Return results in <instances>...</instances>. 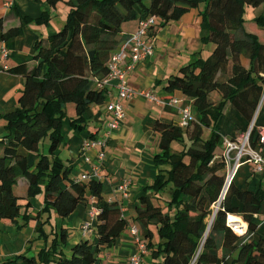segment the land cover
I'll return each mask as SVG.
<instances>
[{
    "label": "trees",
    "instance_id": "16d2710c",
    "mask_svg": "<svg viewBox=\"0 0 264 264\" xmlns=\"http://www.w3.org/2000/svg\"><path fill=\"white\" fill-rule=\"evenodd\" d=\"M47 1L55 4L58 0ZM201 1L204 6L198 12L200 41L211 42V51L205 57L201 48L194 51L162 86V97H173L179 91L198 118L190 116L188 106H180L189 110L185 124H180L179 108L178 122L153 121L158 135V150L153 155L156 174L143 185L145 193L138 198L134 213L124 212L121 201L106 198L111 188L102 176L82 178L85 169L72 176V167L55 153L63 138L65 104L72 102L75 106L70 126L77 131L85 129L84 112L91 104L105 102L107 92L113 88L98 83L107 74L110 54L138 30L139 21L153 17L164 25L189 9L198 8ZM65 3L68 12L61 26L47 37L34 40L33 67L28 69L22 63L5 69L20 74L23 84L16 108L2 113L6 133L0 138V221L20 228L31 218H39L41 222L35 227L38 237L46 242L36 254L21 252L0 264H95L100 248L112 246L133 223L138 239L148 251L150 264H264V232L258 228L263 187L240 188L232 178L223 192L227 171L225 139H235L253 121L250 144L264 156V140L256 132L262 126L255 124L259 107H264V14L250 18L254 23L249 27L243 17L245 5L264 6V0ZM51 16L44 11L38 20ZM22 19L28 20L27 16ZM130 20H137L136 30L122 33V24ZM153 24L154 21L148 37L154 35ZM21 29L12 26L4 30L0 16V40L19 35ZM226 104L246 123L232 137L222 135L216 127ZM206 128L209 131L205 136ZM45 140L47 149L41 151ZM27 152L36 154L32 167ZM245 161L252 163L253 173L264 172L256 171L254 162L247 157L242 158L241 164ZM19 176L28 182L25 201L13 192ZM148 189L153 195H147ZM40 193L43 208L33 216L29 198ZM85 203L96 208L95 237L82 235L66 255L62 249L67 240L66 229L61 227L60 234L46 231L43 222L47 221L48 212L42 218L43 210L54 209L63 219ZM233 214L246 225L242 235L228 223V216Z\"/></svg>",
    "mask_w": 264,
    "mask_h": 264
},
{
    "label": "crops",
    "instance_id": "0c3cea01",
    "mask_svg": "<svg viewBox=\"0 0 264 264\" xmlns=\"http://www.w3.org/2000/svg\"><path fill=\"white\" fill-rule=\"evenodd\" d=\"M194 9V12H193ZM201 8H191L179 19L171 20L160 25L159 19H154L152 31L148 40L153 47V53L138 62L133 69L126 74L127 83L135 90L149 91L162 97V86L167 76L176 71L178 66L190 59L191 54L201 47L200 41V15ZM50 12V19L38 20L43 12ZM68 6L65 0H58L51 4L47 0H0V16L2 27L7 29L12 26L21 27V33L17 36L0 40V47L8 49V66H17L24 63L28 69L33 67V43L36 38L47 37L63 23V15L66 16ZM27 16L28 20L22 19ZM137 28V20L126 21L122 24V33H132ZM129 36V35H128ZM127 36V37H128ZM23 84L22 76L0 68V138L6 133L5 119L2 113L13 110L17 106V97ZM115 90L107 92L105 102L91 104L84 112L85 129L77 131L70 126V119L75 117V106L72 102L65 104L66 117L62 126V141L55 153L64 160V163L72 167L71 175L76 176L83 169L90 170L92 163H100L101 176L109 185L110 192L106 198L118 199L122 202V210L134 213L138 198L144 194L143 185L152 181L156 174L153 164V155L158 150V135L153 129V121L178 122L177 108L188 106L190 116L197 119L198 113L193 106L181 98L180 92L175 91L177 103L174 106L168 103L152 101L138 94H132L122 101L124 106V118L115 128L108 125L109 113L106 105ZM167 98V97H166ZM245 121L228 104L225 105L222 116L216 123V127L222 135L232 137L245 125ZM255 124L264 127V107H259L256 113ZM92 135V136H90ZM86 139H102L103 147L97 146L90 151L91 161L85 163L80 155L82 143ZM46 141V140H45ZM46 142H43L41 151H45ZM102 150L104 159L98 161L95 153ZM261 152L264 154V144ZM36 159L34 152H27V160L32 167ZM131 177L129 185V198L120 200L115 186L125 176ZM234 183L240 188L255 190L261 185L264 189V172L253 173L252 163L245 161L239 165ZM28 182L24 176H19L13 186V192L22 201L26 200ZM147 195H153L148 189ZM29 212L35 216L36 211L43 208V195L40 193L29 198ZM89 204H79L67 217H59L54 209L43 210L42 218L48 212L44 229L51 234L59 233L61 227L67 231V240L62 249L66 255L70 254L71 246L75 240L81 239V224L87 218ZM259 214V231L264 232V206ZM262 215V217H260ZM232 216V215H231ZM231 219L235 222H243L240 216L234 215ZM41 218V219H42ZM230 220V218H228ZM41 222L39 218L30 219L25 226L17 228L0 221V261L12 257L18 253L26 252L36 254L46 241L38 237L36 225ZM133 223V222H132ZM134 224V223H133ZM132 224V225H133ZM128 226L109 247H101L95 264H129L130 254L138 249L134 236L131 235ZM60 234V233H59ZM95 237L94 232L89 238ZM48 236L47 240H49ZM150 263L148 251L142 252V261Z\"/></svg>",
    "mask_w": 264,
    "mask_h": 264
},
{
    "label": "built area",
    "instance_id": "2783aa9c",
    "mask_svg": "<svg viewBox=\"0 0 264 264\" xmlns=\"http://www.w3.org/2000/svg\"><path fill=\"white\" fill-rule=\"evenodd\" d=\"M154 21L153 17H149L144 20H140L138 24V30L128 36L127 39L116 48L109 57L107 63V74L99 80V84L109 88H114L115 94L112 99L107 103L106 109L109 113L108 125L110 128L117 127L124 117V106L122 101L128 99L132 94H138L152 101H161L168 103L171 106L177 102L176 97H167L161 98L158 97L149 91L144 90H135L133 89L126 80V74L129 70L133 69L134 66L144 58L148 57L153 53V47L151 42L148 40L149 28ZM148 33V34H147ZM8 49L5 47H0V64L1 69L5 70L8 67L7 58H8ZM179 113L181 116L180 124H185L187 117L189 116V110L187 107L179 108ZM254 122L252 121L248 128L243 132H240L235 139H225V158L227 161V171L225 178V185L223 192H225L228 183L233 178L236 169L241 164L243 157H247L249 160L254 162L255 170L258 172L264 171V156L260 154L259 151L255 150L250 144V132L253 127ZM261 140H264V127H258L256 130ZM105 141L102 139H86L80 149V155L82 160L87 163L90 162V151L94 150L97 146L103 147ZM98 161L104 159V153L102 150H98L95 153ZM101 164L92 163L89 171L83 170L81 177H101L100 171ZM131 182V177L125 176L118 181L115 186V191L118 192L120 198L129 197V185ZM96 218V208L90 204L87 209V218L81 224V232L83 236H87V233L93 227L94 220ZM232 228L235 230V227L229 223ZM131 234L138 240L139 250L138 252H133L129 257L130 264H139L140 263V254L144 251V245L141 243L137 236V229L135 226L131 227ZM246 230V225L244 226ZM236 231V230H235Z\"/></svg>",
    "mask_w": 264,
    "mask_h": 264
},
{
    "label": "rangeland",
    "instance_id": "374dc122",
    "mask_svg": "<svg viewBox=\"0 0 264 264\" xmlns=\"http://www.w3.org/2000/svg\"><path fill=\"white\" fill-rule=\"evenodd\" d=\"M201 3L202 4H200V8H202V6H204V1H201ZM193 12H194V9H193ZM264 14V6H262V5H259V6H257V7H253V6H251V5H245L244 6V11H243V17L244 18H246L247 19V21H246V24H247V26L249 27V25L250 24H252V23H254V21L253 20H250V18H252V17H255V16H257V15H259V14ZM67 14V13H66ZM64 17V19L66 18V16L65 15H63ZM264 31V30H263ZM201 55H202V57H205V56H207L209 53H210V51H211V48H212V43L211 42H209V43H205V44H202V42H201ZM199 48V49H200ZM145 59V58H144ZM140 62V61H139ZM124 118V117H123ZM123 120V119H122ZM122 122V121H121ZM120 122V123H121ZM207 131H209L207 128L204 130V135L206 136L207 134H208V132ZM46 142V141H45ZM47 143V142H46ZM47 149V144H46V146H45V150ZM263 205L260 207V212L262 211L261 209L263 208V206H264V203H262ZM260 217H262V215H260ZM229 218H230V220L231 219H233L234 218V216L232 215H229ZM229 223L231 222V221H228ZM240 223H242V221L240 222ZM245 231L246 230H244V228H243V231L242 232H238V231H236V233H238L239 235H242V234H244L245 233ZM93 232V227H92V231L90 230L88 233H87V236H91V233ZM154 234H155V239H157V235H158V232H157V229L154 231ZM132 235V234H131ZM134 239L136 240V244H138V240L134 237ZM140 241V240H139ZM138 249H139V244H138ZM145 250V249H144ZM134 252V251H133ZM132 252V253H133ZM135 252H138V250H135ZM132 253L130 254V256L132 255ZM129 256V257H130ZM141 264H150L149 262H147L146 260H144V258H143V261L141 262Z\"/></svg>",
    "mask_w": 264,
    "mask_h": 264
},
{
    "label": "bare ground",
    "instance_id": "6f19581e",
    "mask_svg": "<svg viewBox=\"0 0 264 264\" xmlns=\"http://www.w3.org/2000/svg\"><path fill=\"white\" fill-rule=\"evenodd\" d=\"M228 218H229V216H228ZM229 221H231L230 224H232L235 227V229H237L239 231H243V228H244L245 224L240 223V222H235V221H232V220H229Z\"/></svg>",
    "mask_w": 264,
    "mask_h": 264
}]
</instances>
